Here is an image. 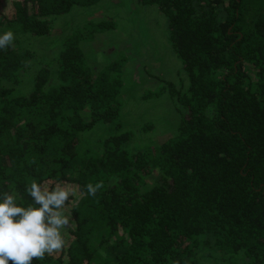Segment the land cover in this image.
I'll return each instance as SVG.
<instances>
[{
    "label": "trees",
    "instance_id": "trees-1",
    "mask_svg": "<svg viewBox=\"0 0 264 264\" xmlns=\"http://www.w3.org/2000/svg\"><path fill=\"white\" fill-rule=\"evenodd\" d=\"M103 1L0 0V35L45 37L57 17ZM139 6L163 15L188 80L181 95L161 83L179 116L159 146L142 150L125 129L128 50L101 70L85 57L111 19L72 31L37 72L15 40L0 50V192L22 207L33 181L74 193L62 251L33 264H264V0H136L133 14Z\"/></svg>",
    "mask_w": 264,
    "mask_h": 264
},
{
    "label": "rangeland",
    "instance_id": "rangeland-1",
    "mask_svg": "<svg viewBox=\"0 0 264 264\" xmlns=\"http://www.w3.org/2000/svg\"><path fill=\"white\" fill-rule=\"evenodd\" d=\"M135 4L136 0H105L92 7H75L68 14L54 19L50 35L40 38L21 36L14 37V40L22 48L34 53L35 64L30 68L37 72L40 65L53 67L57 46L72 31L85 29L90 22L111 19L115 23L114 31L108 30L94 42L85 43L82 47L89 65L96 70H101L118 58L128 56L129 63L125 65L122 73L123 92L128 101L125 100L124 103L123 121L128 125L125 129L135 131V144L146 150L159 146L172 137L179 116L175 97L173 99L167 91L162 93L161 83H170L174 94L181 95V87L185 88L188 80L181 61L168 42L170 34L163 15L154 7L140 6L135 7L136 14H133L131 7ZM133 17L136 19L135 24L130 22ZM143 30H146L145 35L141 34ZM143 47L147 48L146 53ZM123 49L128 50V55ZM99 66L101 67L98 68ZM23 80L25 81V77L15 89L26 95L32 88H29L28 80L25 81L28 82L26 84ZM96 135L91 136L89 142L93 143L97 139ZM156 181L157 173L154 172L147 179V183L154 184ZM200 264L213 263L200 260Z\"/></svg>",
    "mask_w": 264,
    "mask_h": 264
},
{
    "label": "clouds",
    "instance_id": "clouds-1",
    "mask_svg": "<svg viewBox=\"0 0 264 264\" xmlns=\"http://www.w3.org/2000/svg\"><path fill=\"white\" fill-rule=\"evenodd\" d=\"M14 40L12 31L0 35V50H6ZM103 182L85 185L86 194L95 196ZM32 205L17 204L18 194L12 190L0 192V264H33L47 255L62 251L65 240L62 229L70 218L62 209L74 193L65 187L42 188L35 181L25 189Z\"/></svg>",
    "mask_w": 264,
    "mask_h": 264
},
{
    "label": "crops",
    "instance_id": "crops-1",
    "mask_svg": "<svg viewBox=\"0 0 264 264\" xmlns=\"http://www.w3.org/2000/svg\"><path fill=\"white\" fill-rule=\"evenodd\" d=\"M103 65H104V64H103ZM103 65H101V66H103ZM101 66H99V67H101ZM99 67H98V68H99Z\"/></svg>",
    "mask_w": 264,
    "mask_h": 264
}]
</instances>
